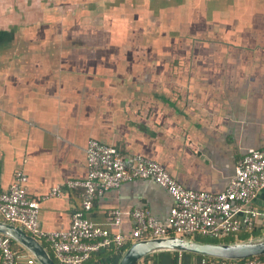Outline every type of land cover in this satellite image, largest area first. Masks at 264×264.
<instances>
[{"label":"crops","instance_id":"1","mask_svg":"<svg viewBox=\"0 0 264 264\" xmlns=\"http://www.w3.org/2000/svg\"><path fill=\"white\" fill-rule=\"evenodd\" d=\"M90 138L159 162L186 188L224 191L245 152L264 148V0H0V194L25 173L42 230L69 229L83 189L64 184L87 177ZM57 185L64 193L49 195ZM254 204L264 211V187ZM172 205L156 181L134 179L97 197L89 217L130 235L133 210L166 222ZM15 242L17 264H39Z\"/></svg>","mask_w":264,"mask_h":264},{"label":"built area","instance_id":"2","mask_svg":"<svg viewBox=\"0 0 264 264\" xmlns=\"http://www.w3.org/2000/svg\"><path fill=\"white\" fill-rule=\"evenodd\" d=\"M88 175L85 179H69L66 188H82V208L72 216L67 230L45 232L40 227L42 198L29 196L28 176L19 172L10 188L0 194V215L22 226L37 238L52 245L59 264H83L102 250L124 251L129 242L151 237L182 235L221 238L238 232L264 235V211L254 199L264 187V148H249L237 163L235 173L224 191L213 193L183 186L159 162L142 155L124 156L114 145L90 138L86 147ZM153 179L173 198L166 222H160L145 208L132 212L134 229L130 235L114 232L89 217L94 201L110 189L134 179ZM61 185L49 195H62ZM113 223L119 225L122 212L111 210ZM253 237V236H252ZM22 254L11 246L10 238L0 233V264H17ZM177 264H264V254L244 259L213 258Z\"/></svg>","mask_w":264,"mask_h":264},{"label":"water","instance_id":"3","mask_svg":"<svg viewBox=\"0 0 264 264\" xmlns=\"http://www.w3.org/2000/svg\"><path fill=\"white\" fill-rule=\"evenodd\" d=\"M0 233L24 246L39 264H57L50 250L35 236L15 223L0 219ZM194 253L223 259H244L264 254V235L235 241H203L197 238L169 235L139 239L127 247L117 264H138L157 253Z\"/></svg>","mask_w":264,"mask_h":264},{"label":"trees","instance_id":"4","mask_svg":"<svg viewBox=\"0 0 264 264\" xmlns=\"http://www.w3.org/2000/svg\"><path fill=\"white\" fill-rule=\"evenodd\" d=\"M259 235V232L258 231H254V232H238V233H233V234H230L228 236H224V237H221V238H214V239H217L218 241H235V240H239V239H247L249 237H252V236H257ZM197 239L199 240H203V241H206V239L203 238V236H196ZM11 241V246L14 250L18 251V252H23L21 249L19 250V248L16 247L17 243L13 240V239H10ZM131 245V242H129L127 244L126 247L130 246ZM192 255H195L199 258V260H206V259H213L214 257H210V256H205V255H199V254H194V253H190ZM54 260L57 262L56 258L54 257V255H52ZM147 261L146 258H144L141 262H139L138 264H145ZM178 262L175 261L173 264H177ZM58 264V262H57Z\"/></svg>","mask_w":264,"mask_h":264},{"label":"rangeland","instance_id":"5","mask_svg":"<svg viewBox=\"0 0 264 264\" xmlns=\"http://www.w3.org/2000/svg\"><path fill=\"white\" fill-rule=\"evenodd\" d=\"M203 238L206 239V241H210V242L218 241L217 239H214L213 237H210V236H204Z\"/></svg>","mask_w":264,"mask_h":264}]
</instances>
